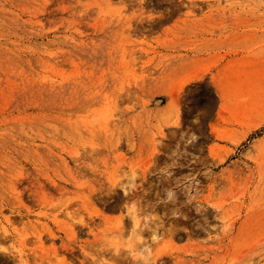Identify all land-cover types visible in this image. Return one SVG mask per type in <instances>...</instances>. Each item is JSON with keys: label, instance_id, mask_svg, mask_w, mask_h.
<instances>
[{"label": "rangeland", "instance_id": "obj_1", "mask_svg": "<svg viewBox=\"0 0 264 264\" xmlns=\"http://www.w3.org/2000/svg\"><path fill=\"white\" fill-rule=\"evenodd\" d=\"M0 264H264V0H0Z\"/></svg>", "mask_w": 264, "mask_h": 264}, {"label": "bare ground", "instance_id": "obj_2", "mask_svg": "<svg viewBox=\"0 0 264 264\" xmlns=\"http://www.w3.org/2000/svg\"><path fill=\"white\" fill-rule=\"evenodd\" d=\"M152 17V16H151ZM127 195V194H126Z\"/></svg>", "mask_w": 264, "mask_h": 264}]
</instances>
